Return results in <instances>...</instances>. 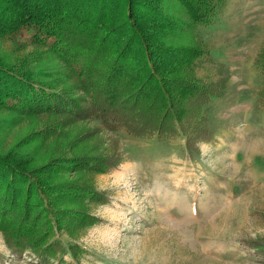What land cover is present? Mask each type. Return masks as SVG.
I'll list each match as a JSON object with an SVG mask.
<instances>
[{
	"label": "rangeland",
	"instance_id": "rangeland-1",
	"mask_svg": "<svg viewBox=\"0 0 264 264\" xmlns=\"http://www.w3.org/2000/svg\"><path fill=\"white\" fill-rule=\"evenodd\" d=\"M162 10L177 25L169 42L201 50L196 79L226 82L224 95L207 105L210 138L198 144L199 152L188 154L181 136L136 138L94 118L35 140L59 118L0 108L1 156L34 166L54 157L119 158L106 173L60 175L58 181L80 180L107 199L79 197L62 205L73 211L85 207L98 219L77 238L55 227L50 197L37 192L50 210L52 241L65 248L44 260L47 264H264L260 249L243 244L264 238V111L257 106L263 78L255 62L264 47V0H225L207 27L194 25L178 0H164ZM34 31L25 26L1 37L0 61L30 69L57 90L72 86L75 77L51 50L53 39L38 41ZM80 133L92 136L71 145ZM72 245L81 249L76 256ZM42 262L29 246L14 252L0 231V264Z\"/></svg>",
	"mask_w": 264,
	"mask_h": 264
},
{
	"label": "trees",
	"instance_id": "trees-1",
	"mask_svg": "<svg viewBox=\"0 0 264 264\" xmlns=\"http://www.w3.org/2000/svg\"><path fill=\"white\" fill-rule=\"evenodd\" d=\"M178 1L194 25L207 27L225 0ZM163 2L0 0V38L25 26L33 28L38 41L53 39L51 50L75 77L72 86L57 90L52 82L41 76L37 79L30 69L0 61V108L20 115L47 113L59 118L56 126L49 125L35 140L45 141L74 122L94 118L109 128L120 126L136 138L173 140L181 136L188 154L199 152L198 144L210 138L207 105L224 95L226 82L196 79L193 68L201 50L169 42L177 25L163 12ZM255 62L263 78L257 106L264 111V47ZM91 136L77 134L71 145ZM118 163L117 155H79L54 157L34 166L27 159L0 155V231L8 246L14 252L29 246L43 260L41 264L64 253L63 245L52 241L50 210L37 192L50 197L55 227L65 228L77 238L98 219L85 207L73 211L62 205L79 197L107 199L80 180L58 181L60 175L73 170L106 173ZM65 220L72 225L66 227ZM243 244L264 254V238ZM69 250L76 256L81 249L72 245Z\"/></svg>",
	"mask_w": 264,
	"mask_h": 264
}]
</instances>
